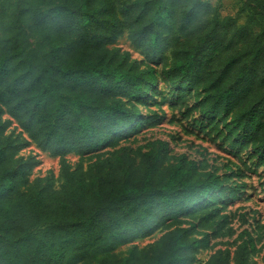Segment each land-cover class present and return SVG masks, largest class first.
I'll list each match as a JSON object with an SVG mask.
<instances>
[{"label":"trees","instance_id":"trees-1","mask_svg":"<svg viewBox=\"0 0 264 264\" xmlns=\"http://www.w3.org/2000/svg\"><path fill=\"white\" fill-rule=\"evenodd\" d=\"M241 11L244 24L206 0H0V264H194L215 247L197 228L211 227L210 215L182 216L225 194L221 176L166 142L85 168L64 157L99 150L140 115L121 99L142 98L153 69L109 48L126 30L147 57L169 52L165 81L188 88L213 131L264 162V0ZM4 113L59 157L58 187L30 178L34 158L19 156ZM153 224L165 230L156 240L110 253ZM239 240L202 264H256L253 236Z\"/></svg>","mask_w":264,"mask_h":264},{"label":"rangeland","instance_id":"rangeland-1","mask_svg":"<svg viewBox=\"0 0 264 264\" xmlns=\"http://www.w3.org/2000/svg\"><path fill=\"white\" fill-rule=\"evenodd\" d=\"M218 8L221 16L236 17L238 23H245V13L241 11L243 0H206ZM34 41V37H30ZM111 50L127 52L132 61L141 68L153 69V86L139 100H121L127 107H135L138 119L129 127L122 129L99 150L80 155L70 152L65 160L73 168L77 164L89 167L93 161L114 156L117 153L142 151L151 147L154 140L166 142V149L171 155L184 154L196 161L203 170L213 171L221 176L225 194L214 202L206 204L200 212L182 216L191 223L210 215L214 222L211 227L198 226L201 232L210 234V242H215L211 249H200L194 264H202L217 248L229 247L231 252L240 242L234 238L243 230L249 231L261 252L255 255L256 264H262L264 253V162L258 157L249 156L250 149L240 150L231 146L229 140L211 129L210 119L202 116L196 108L197 99L186 87L170 86L162 72L170 63L169 52L147 57L132 44L126 30L109 45ZM6 125V134L19 144V156H32L34 164L30 178L48 177L55 187L60 183L59 157L43 148L38 142L28 138L27 134L6 113L1 116ZM230 190H235L234 195ZM222 215H226L225 224L221 225ZM183 226H189L183 224ZM165 230L161 225H150L141 232L133 233L130 241L115 244L110 253L116 257L125 256L136 246L144 247L156 240Z\"/></svg>","mask_w":264,"mask_h":264}]
</instances>
